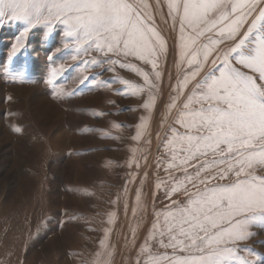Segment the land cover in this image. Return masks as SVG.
Segmentation results:
<instances>
[{
  "label": "rangeland",
  "instance_id": "1",
  "mask_svg": "<svg viewBox=\"0 0 264 264\" xmlns=\"http://www.w3.org/2000/svg\"><path fill=\"white\" fill-rule=\"evenodd\" d=\"M148 3L168 49L160 57L162 80L151 109L143 107L147 88L133 95L122 83L143 85L142 76L119 66L85 65L100 54L65 48L62 25L50 36L43 26L29 32L11 58L22 28L0 26V264H145L141 249L156 214L186 199L180 193L170 200L156 187L158 178L167 179L157 163L168 158L164 142L172 119L166 106L183 72L177 33L159 18L157 0ZM161 5L167 7L166 0ZM127 61L151 73L150 64ZM211 67L209 61L201 75ZM141 117L146 130L133 139ZM133 159L139 167L130 166ZM108 213H114L111 223ZM249 230L253 235L241 248L259 255H240L264 264V224ZM148 246L153 254L171 252L157 241Z\"/></svg>",
  "mask_w": 264,
  "mask_h": 264
},
{
  "label": "snow or ice",
  "instance_id": "2",
  "mask_svg": "<svg viewBox=\"0 0 264 264\" xmlns=\"http://www.w3.org/2000/svg\"><path fill=\"white\" fill-rule=\"evenodd\" d=\"M166 3L183 78L166 106L172 119L164 142L168 158L157 167L167 179L158 178L156 187L170 200L180 193L186 199L172 200L156 214L141 249L145 264H257L240 255H259L240 242L253 235V224H264V0ZM152 8L148 0H0V26L14 22L22 28L11 58L25 47L29 32L43 26L50 36L62 25L65 48L100 54L85 65L108 64L109 71L119 66L142 76L143 85L122 83L133 95L147 88L143 107L151 109L162 80L160 57L168 51ZM128 57L150 64L151 73ZM209 61L212 67L201 75ZM60 71L54 69L51 78ZM137 128L138 140L144 117ZM108 216L111 223L114 213ZM148 241L171 252L153 254Z\"/></svg>",
  "mask_w": 264,
  "mask_h": 264
},
{
  "label": "bare ground",
  "instance_id": "3",
  "mask_svg": "<svg viewBox=\"0 0 264 264\" xmlns=\"http://www.w3.org/2000/svg\"><path fill=\"white\" fill-rule=\"evenodd\" d=\"M154 1V0H153ZM160 1V0H159ZM153 5V4H152ZM158 14H159V18H161L162 19V22H163V24H164V26H166L167 27V29L169 30V31H171V32H176V31H174L173 30V28H172V21H171V19L168 17V15H167V7L166 6H163V5H161V7H159L158 9ZM157 18H158V16H157ZM160 20V19H159ZM161 22V21H160ZM159 23V22H158ZM161 24V23H160ZM159 25V24H158ZM162 28V27H161ZM164 28V27H163ZM164 32V31H163ZM167 32V31H166ZM165 33V32H164ZM177 33V32H176ZM171 34V33H170ZM174 35V34H173ZM169 48H170V46H169ZM162 60V59H161ZM156 246V245H155ZM128 247V246H127ZM157 248V247H156ZM137 249V248H136ZM165 250V249H164ZM153 251V250H152ZM156 251V250H155ZM158 251H160V250H158ZM140 254V253H139ZM135 256V255H134Z\"/></svg>",
  "mask_w": 264,
  "mask_h": 264
}]
</instances>
